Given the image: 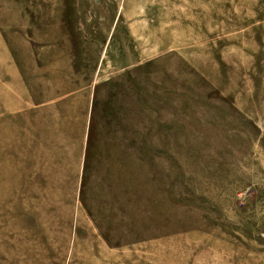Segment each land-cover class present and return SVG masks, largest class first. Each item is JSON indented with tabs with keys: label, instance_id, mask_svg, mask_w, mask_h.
<instances>
[{
	"label": "rangeland",
	"instance_id": "obj_1",
	"mask_svg": "<svg viewBox=\"0 0 264 264\" xmlns=\"http://www.w3.org/2000/svg\"><path fill=\"white\" fill-rule=\"evenodd\" d=\"M0 264H264V0H0Z\"/></svg>",
	"mask_w": 264,
	"mask_h": 264
}]
</instances>
